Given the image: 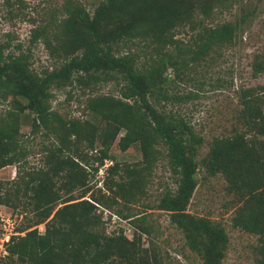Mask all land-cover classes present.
<instances>
[{
	"label": "trees",
	"instance_id": "trees-1",
	"mask_svg": "<svg viewBox=\"0 0 264 264\" xmlns=\"http://www.w3.org/2000/svg\"><path fill=\"white\" fill-rule=\"evenodd\" d=\"M6 1L25 16L29 8L37 13L29 14L30 41L42 40L55 62L37 71L30 51L20 44L13 51L10 40L0 41V103L6 101L0 107V168H17L12 180L0 178V203L28 214L5 242L4 264H174L156 247L147 210L136 203L167 212L201 264H223L229 244L224 224L189 210L200 168L223 175L232 194L231 226L258 235L254 258L264 264V83L241 86L235 124L215 135L201 157L203 135L159 102L193 94L171 96L169 70L183 79L190 62L236 42L248 11L216 21V12L237 0H98L91 8L88 0H48L47 5L39 0L32 7L29 0ZM182 28L190 33L186 41L177 37ZM138 44L146 61L133 48ZM251 66L255 76L264 71V51L255 53ZM108 81L117 92L96 88ZM74 84L81 88L76 99L82 110L97 121L52 105V88ZM25 110L31 114L27 135L21 132ZM38 135L41 163L31 165L29 142ZM116 140L121 150L138 144L141 160L119 159L111 152ZM164 157L176 188L163 192L155 205L141 202L153 168ZM106 158L113 163L106 167L104 187L88 198L89 175ZM99 205L129 218L140 233L106 231ZM142 233L149 237L147 246Z\"/></svg>",
	"mask_w": 264,
	"mask_h": 264
},
{
	"label": "rangeland",
	"instance_id": "rangeland-1",
	"mask_svg": "<svg viewBox=\"0 0 264 264\" xmlns=\"http://www.w3.org/2000/svg\"><path fill=\"white\" fill-rule=\"evenodd\" d=\"M38 1L31 0L28 2L32 7L39 4ZM97 1L88 0L89 8L93 7ZM49 3L51 2L46 0L41 5ZM29 10L25 11L27 12V16H25L22 14V10L17 8V5H12L6 0H0V41L10 40L9 49L13 51H19V44L24 51H30L31 66L35 70L41 71L46 66L52 68L55 59L50 57L43 41L35 43L30 41V31L33 24L29 14L37 16V13L33 11L29 13ZM243 11H248V16L241 25L236 42L231 45H224L218 51L212 50L210 55L204 59L190 62L183 79L176 78L175 72L169 70V76L173 79L167 90L169 94L175 96L188 91L193 94L184 99L172 97L169 99L160 98L159 101L160 106H164L165 110L183 117L198 134L203 135L204 142L200 146L198 157L208 151L210 142L215 135L231 131L233 124H235L233 114L238 105L241 86L248 87L264 83V71L255 76L251 66V60L255 53L264 51V0H237L229 9L223 12L217 11L215 20L236 19ZM189 35L190 33L184 28L177 33V37L185 41ZM133 48L141 53L142 60L146 59L145 51L141 45H134ZM96 88L99 91L117 92L113 81L98 83ZM80 93L81 88L77 84H74L73 87L67 85L52 88L51 103L61 112L71 115L82 114L84 117L97 121V116L82 110V104L76 99ZM83 97L81 96V100ZM5 104L6 101L1 102L0 107H4ZM30 119L31 114L25 110L21 122V132L25 135L30 130ZM122 131L119 135L122 134ZM42 139V135L30 139L29 144L34 150L28 158L31 165L41 163V155L38 152ZM111 152L122 161L127 162L138 161L142 158L138 144H132L128 149L121 150L116 140L111 147ZM111 163L113 160L106 158L104 163L99 165L96 173L89 175V184L92 187L87 192L86 197H90L91 191L98 192L99 187H104V178L107 174L106 167ZM95 164H98V161ZM90 167L88 166L89 170H91ZM16 172L15 165H6L0 168V178L12 180L16 176ZM198 177L199 184L191 198L189 210L218 219L224 224L229 235V244L223 258V264H256L253 248L256 243L260 242L258 235L231 226L233 205H227L230 197H232V194H229L226 189L227 181L223 175H210L203 168L199 169ZM175 180L168 160L164 157L153 168L147 183V195L141 202L155 205L163 192L176 188ZM80 192L81 189L75 190L76 194H80ZM135 206L139 210H147L145 221L151 227L156 247L167 260L173 261L174 264L202 263V259L184 243L182 231L169 223L167 212L156 208L146 209L140 203H136ZM97 212L102 215L106 231L122 228L128 236H132L134 231L140 233L134 222H131L129 218L120 216L111 208L99 205ZM27 216L28 214L24 213L21 207L12 209L8 205L0 203V227L6 226L12 232L10 236L18 233L16 230L22 226ZM38 229L43 230V223L38 225ZM148 239L149 237L142 233L144 246L148 245ZM5 254L0 248V263L2 264H4Z\"/></svg>",
	"mask_w": 264,
	"mask_h": 264
},
{
	"label": "built area",
	"instance_id": "built-area-1",
	"mask_svg": "<svg viewBox=\"0 0 264 264\" xmlns=\"http://www.w3.org/2000/svg\"><path fill=\"white\" fill-rule=\"evenodd\" d=\"M31 1V0H29ZM0 248L3 251V254L6 253V249H5V242H7L9 240L10 234L12 233L11 231L8 230V228L6 226H1L0 227Z\"/></svg>",
	"mask_w": 264,
	"mask_h": 264
}]
</instances>
